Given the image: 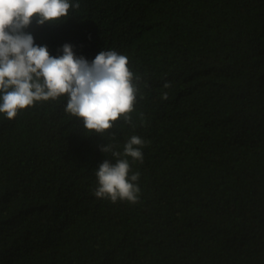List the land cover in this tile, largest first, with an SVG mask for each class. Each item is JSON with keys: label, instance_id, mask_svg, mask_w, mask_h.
I'll return each instance as SVG.
<instances>
[{"label": "trees", "instance_id": "16d2710c", "mask_svg": "<svg viewBox=\"0 0 264 264\" xmlns=\"http://www.w3.org/2000/svg\"><path fill=\"white\" fill-rule=\"evenodd\" d=\"M78 2L28 31L52 56L115 50L147 82L114 141L149 142L140 201L94 196L111 157L64 102L0 115V264H264V0Z\"/></svg>", "mask_w": 264, "mask_h": 264}, {"label": "clouds", "instance_id": "9594fccd", "mask_svg": "<svg viewBox=\"0 0 264 264\" xmlns=\"http://www.w3.org/2000/svg\"><path fill=\"white\" fill-rule=\"evenodd\" d=\"M79 8L78 0H0V115L14 121L38 102H64V111L82 125L83 136L99 137L98 150L111 157L97 166L94 196L135 205L140 173L132 165L143 163L149 142L135 134L122 146L114 141L118 129L135 128L133 114L145 99L147 82L115 50H101L88 61L65 44L61 55L52 56L28 31L33 23L62 25Z\"/></svg>", "mask_w": 264, "mask_h": 264}]
</instances>
